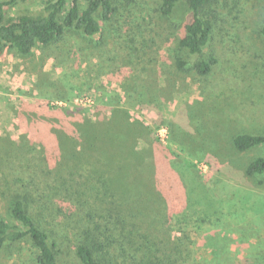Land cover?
Returning <instances> with one entry per match:
<instances>
[{
    "label": "trees",
    "instance_id": "obj_1",
    "mask_svg": "<svg viewBox=\"0 0 264 264\" xmlns=\"http://www.w3.org/2000/svg\"><path fill=\"white\" fill-rule=\"evenodd\" d=\"M31 1L0 0V43L23 58L37 48L66 46L74 38L86 48L99 49L106 33L117 35L119 29H128L129 21L136 22L135 31L140 33L138 21L151 12L167 23L171 37L178 30L166 56L168 70H161L156 79L148 76L151 84L136 80L131 84L126 77L119 85L125 103L160 109L169 95L179 93V80L205 85L220 67V57L212 47L214 36L225 16L230 17V11H224L238 0H43L36 14L8 16L7 7ZM150 1L152 9L147 8ZM254 32L264 41V19ZM81 48L67 45L60 52L66 59L79 58ZM160 78L162 88L154 91L151 85L157 88ZM56 95L67 99V92ZM205 97L212 103L218 101L217 107L226 117L222 127L210 124L216 129L214 144L219 151L234 153L260 148L261 155L248 162L243 174L262 183L264 135L234 131L222 89ZM102 104L93 110V117L85 115L89 110L70 104V109L49 106L47 101L30 104L27 110L35 115L37 129L45 137L48 131L52 136L48 152L25 135L19 141L1 138L0 255L6 263L65 264L66 259L68 264L188 262L183 240L191 238L188 231L202 229L190 222L194 216L187 213L199 207L184 200L192 187L183 188L175 166L168 165L164 156L162 159L160 147L155 146L159 141L151 142L149 132L126 121L123 110L114 108L121 106L120 96ZM196 106L187 114L188 126L194 130L208 126V121L195 126V113L203 111ZM105 108L110 111L106 113ZM181 126L190 130L159 116L155 130H168L172 141L183 149L179 136L174 137ZM183 133L188 140V132ZM213 155L214 159L219 156L218 152ZM186 165L193 168L187 161ZM198 186L204 196L205 188ZM207 207L206 203L200 212L203 217Z\"/></svg>",
    "mask_w": 264,
    "mask_h": 264
},
{
    "label": "rangeland",
    "instance_id": "obj_2",
    "mask_svg": "<svg viewBox=\"0 0 264 264\" xmlns=\"http://www.w3.org/2000/svg\"><path fill=\"white\" fill-rule=\"evenodd\" d=\"M42 3L43 0H34L7 7L8 16L36 14ZM147 8H153L151 1ZM227 11L230 17L225 16L212 46L220 57V67L205 85H197V80L195 83L179 80V93L169 95L160 109L125 103L119 87L126 77L131 84L135 80L151 84L148 76L156 79L161 70L169 69L166 56L179 31H174L171 37L167 23L152 12L150 18L138 21L140 33L135 31L136 22L129 21L128 29H119L117 35L106 33L105 43L99 49L86 48L78 38L68 41L70 47L74 44L82 47L79 58L66 59L60 52L67 47H62L63 43L57 47L37 48L27 58L0 43V140L7 136L19 141L25 135L48 152L52 136L48 131L45 137L44 132L37 129L35 115L27 110L30 104L47 101L49 106L64 109L70 104L89 110L85 115L93 117V110L103 106L102 102L120 96L122 104L114 108L123 110L126 121L149 132L151 142L159 141L155 146L160 147L162 159L164 156L168 165L175 166L174 172L186 185L183 188L193 189L184 200L198 204V208L187 213L194 216L190 222L202 229L188 231L189 240L171 238L172 241L182 239L187 246L188 262L183 264H219V260L223 264H264V176L260 178L262 183H256L243 174L248 162L261 155V149L244 153L219 151L213 142L216 129L210 124L216 122L222 127L226 117L217 107L218 101L212 103V99L205 97L222 89L226 93L234 131L264 135V41L254 32L255 25L264 19V0H238L237 5L230 2L224 13ZM166 75L172 76L168 72ZM160 82L157 88L151 85L154 91L162 88V78ZM61 91L67 92L65 101L56 98ZM195 106L203 110L195 113L198 118L195 126L208 121V126L197 130L188 126L187 116ZM106 108L107 113L110 110ZM159 116L190 129L181 126L174 132L184 150L172 141L168 130H155ZM184 131L188 132V140L183 137ZM142 144L139 142V147ZM217 152L219 156L214 159L213 154ZM186 161L193 168L188 169ZM201 184L206 191L205 197L198 186L202 187ZM1 199L0 195V203ZM206 203L207 215L203 217L200 212ZM67 262L66 259L65 264ZM0 264L10 263L0 255Z\"/></svg>",
    "mask_w": 264,
    "mask_h": 264
},
{
    "label": "built area",
    "instance_id": "obj_3",
    "mask_svg": "<svg viewBox=\"0 0 264 264\" xmlns=\"http://www.w3.org/2000/svg\"><path fill=\"white\" fill-rule=\"evenodd\" d=\"M162 130H163L164 132H166L164 129H162ZM162 130H161V131H162Z\"/></svg>",
    "mask_w": 264,
    "mask_h": 264
}]
</instances>
